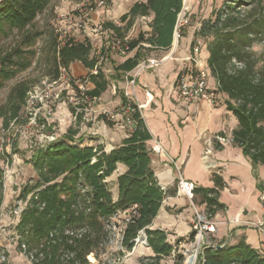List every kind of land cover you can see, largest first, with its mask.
Segmentation results:
<instances>
[{
    "label": "trees",
    "instance_id": "16d2710c",
    "mask_svg": "<svg viewBox=\"0 0 264 264\" xmlns=\"http://www.w3.org/2000/svg\"><path fill=\"white\" fill-rule=\"evenodd\" d=\"M52 1L3 0L0 36L17 30L25 37L24 44L31 46L39 36L35 24ZM183 5L184 0H139L121 16L119 24L104 23V28L124 38L138 18L153 16L149 23L151 32H140L130 40V50L136 49V53L116 70L129 73L152 50L170 48ZM263 36L264 0H225L195 33L196 38L207 41L208 66L217 81V91L227 95V108L238 119V128L232 133L233 144L243 149L254 167L264 165V60L258 61L251 49L256 39ZM92 51L88 38L82 42L69 39L60 47L58 55L67 69L72 62L79 61L90 70L88 77L94 87L88 94L95 99L107 90L109 80L98 66L100 58L93 56ZM12 55L20 59L15 60ZM25 58L28 57L23 58L17 51L0 57V87L30 65ZM94 69L96 74L92 73ZM24 94L22 89L21 95ZM126 101L124 96L123 104ZM4 114L0 109V117ZM134 120V131L110 151L102 144L82 145L70 135L38 149L33 163L45 186L33 191L31 206L23 211L20 221L21 236L28 244V251L36 250L34 264H90L87 255L93 252V236L103 227L101 219L132 206H136L137 214L123 230L125 249L131 251L136 239L144 235L154 255L141 257L140 264H162L171 255L174 246L169 241V233L151 228L169 192L160 185L151 166L148 142L152 136L139 111L135 112ZM119 163L126 170L116 179L118 197L115 199L108 180ZM58 178L61 180L56 181ZM3 185L0 168V208ZM223 186L217 179V188L201 190L210 217L224 207L217 199V190ZM81 229L84 232L79 236ZM194 237L192 232L188 239ZM68 239H74L72 245L66 243ZM185 239H177L178 244ZM62 249L66 250L65 261L59 255ZM183 261L184 256L177 254L174 264H183ZM196 264H264V258L259 250L241 240L235 245L203 247Z\"/></svg>",
    "mask_w": 264,
    "mask_h": 264
},
{
    "label": "crops",
    "instance_id": "0c3cea01",
    "mask_svg": "<svg viewBox=\"0 0 264 264\" xmlns=\"http://www.w3.org/2000/svg\"><path fill=\"white\" fill-rule=\"evenodd\" d=\"M2 1L0 0V3ZM137 1L139 0H134L129 5L126 13ZM100 12L93 14L94 23L100 22L102 16ZM141 18L147 20L146 26L137 30L138 18L130 30L131 34L135 33L134 38L140 32H151L149 23L153 16ZM199 28V25L184 28L179 38L174 35L170 48L155 49L144 56L141 62L157 59L160 63L143 70L135 77V88L131 98L135 104L141 106V116L152 136L148 142L151 166L160 185L169 192L151 228L167 231L170 242L187 238L192 233L195 207L203 214L209 210L201 190L217 188L216 180L220 179L224 186L218 188L217 199L224 207L216 210L210 217L217 222V231L212 235V242L224 246L235 245L244 240L248 245L260 250L264 243V235L249 223L259 219L264 212L261 204V196L264 193V165L254 167L251 158L233 142L221 145L217 141L218 135L232 137L239 122L234 113L227 108V95L217 91L218 84L212 75L209 84L216 90L215 103L207 100L185 103L176 88L179 76L194 66L189 58L196 57L201 65L209 67L210 54L207 42L203 38L195 37ZM110 30L98 31L89 24L83 30L84 34L78 36L77 41L82 42L88 38L95 54H100L104 43L103 34H111ZM194 41L196 42L193 46ZM135 53L136 49L125 57L117 53V66ZM136 68L125 74L117 71V75H121L117 76V107H122L126 92H132V86L128 81L134 78ZM68 69L75 78L85 77L90 73V70L79 61L72 62ZM90 87L91 89L94 87L93 82ZM107 91L108 88L95 100L102 99ZM121 121V115L117 113L116 132L106 137L104 135L90 137L84 140L82 145L102 144L107 151L112 150L130 135ZM157 143L162 145L163 152L152 150ZM125 170L126 166L119 163L117 170L110 177L111 180ZM179 173L196 184L193 201L195 207L185 196L177 195L176 183ZM112 190L116 199L117 186ZM141 247L142 245L137 247L141 254L154 255L150 247L145 245L144 249Z\"/></svg>",
    "mask_w": 264,
    "mask_h": 264
},
{
    "label": "rangeland",
    "instance_id": "374dc122",
    "mask_svg": "<svg viewBox=\"0 0 264 264\" xmlns=\"http://www.w3.org/2000/svg\"><path fill=\"white\" fill-rule=\"evenodd\" d=\"M104 1V6H97L95 0H89L90 4L87 0H53L35 24L39 36L31 46L24 44L25 37L17 30L8 31L0 36V57L17 51L21 52L23 58L28 57L25 59L30 62L26 69L19 71L0 87V109L5 112L4 116L0 117V137L5 129L4 131H7L5 138L11 140L10 145L0 148V168L3 171L5 185L0 208V264L35 262L31 253L35 255L36 250H32L31 253L28 251V244L21 236L20 221L23 211L31 206L33 191L39 189L41 185L42 188L45 186L33 159L39 148L50 143L48 136L54 135L58 139H63L70 135L83 144L84 140L90 137L102 135L106 137L116 132L117 113H121V108L117 107V52L95 54V51H92L93 56L100 58L98 66L109 80L108 91L102 99L79 100V104L74 105L69 102L70 94L67 91H63L58 101L42 96L46 91L56 90L55 86L49 84L58 77L59 67L64 66L58 55L60 47L67 40L77 41L78 36L84 34L82 28L84 22L88 26L92 24L98 31L109 29L104 28V23H120L121 16L134 0ZM224 2L225 0H184L183 7L185 5L189 7V24L185 25L180 33L183 34L184 28L201 26V23L209 19L213 11L218 10ZM97 11H101L102 16L99 23H94L93 14ZM84 17L88 18L87 21ZM146 21L139 18L136 29H143ZM112 31V34H103L104 43L111 35L117 37V33ZM134 34L130 31L126 37L131 40ZM118 37L120 38L119 35ZM251 50L258 61L264 60V36L256 39ZM30 52L33 54H28ZM12 56L15 60L19 58ZM22 89H25L24 96L21 95ZM75 108L78 110L75 111ZM33 109H38L36 124L30 123V113H34ZM116 179L117 177L111 180L109 177L111 189L116 187ZM60 180L61 178H58L56 181ZM204 214L209 217L208 211ZM101 223L102 229L96 232L92 239L93 252L87 255L89 263L140 264L141 257L145 255L137 249L134 252L128 251L122 244L125 229L122 215L102 218ZM192 232L196 234L193 228ZM188 236L179 244L177 239L172 240L175 256L171 253L161 261L162 264H174L177 254L184 256L185 264L187 250L196 247L194 246L196 236L192 240L188 239ZM210 239L213 240L212 236ZM72 240L74 239H68L66 243L72 245ZM22 243L26 244V251ZM141 248L144 249L143 245ZM59 255L61 261L68 259L64 249L59 251Z\"/></svg>",
    "mask_w": 264,
    "mask_h": 264
},
{
    "label": "built area",
    "instance_id": "2783aa9c",
    "mask_svg": "<svg viewBox=\"0 0 264 264\" xmlns=\"http://www.w3.org/2000/svg\"><path fill=\"white\" fill-rule=\"evenodd\" d=\"M88 4H90L89 0H87ZM95 3L97 6H104L105 1L104 0H95ZM92 10V9H91ZM188 12L189 7L185 5L180 12L178 16L177 25L175 28V37L179 38L180 30L187 24H189L188 19ZM87 17H84V20ZM88 24L84 22V25L82 26L83 29L86 28ZM109 32V31H108ZM110 33L112 34L113 31L110 30ZM130 39L128 37L119 38L116 36H110L105 43H103L102 48L100 50V54L104 50L117 52L122 57L127 56L131 50L129 46ZM145 46H148L145 44ZM190 61L193 62L194 66L187 69L184 73H182L176 84L177 91L181 97V99L185 103H193L196 101L201 100H207L212 103L216 102V90L212 89L209 84V80L211 78V71L209 67L203 66L200 64V60L196 57L189 58ZM159 60L157 59H148L147 61L141 62L135 71L134 78H132L129 82V84L132 86V92L128 93L126 92L125 97L127 99L126 103L122 105L121 107V119L122 124L127 129V132L131 133L134 131L135 128V120H134V114L136 111L141 110V106L135 104L133 102L131 95L133 94V89L135 88V77L141 73L143 70L155 67L159 64ZM93 74L97 73V69H94L92 71ZM52 87H56L55 91H46L44 92L43 98L46 99L53 98L55 101H58L62 97L63 91H67L68 94H70L69 102L78 105L79 100L82 101H91L95 100L92 99L88 92L91 90V81L88 76L84 78H75L73 75L70 74L69 70L65 66L59 67V75L55 79H53L50 84ZM218 88V87H217ZM43 100V99H42ZM34 113H30V123L36 124L37 121V114L38 109H33ZM78 110V109H77ZM75 108V111H77ZM51 112H49L50 114ZM76 113V112H75ZM78 113V112H77ZM46 120H48V117L46 116ZM5 130V129H4ZM1 134L2 137H0V148H3L4 146L10 145V138H5V135L7 131H4ZM8 130V129H7ZM48 139L50 142L55 141L57 138L52 135L48 136ZM217 141L221 145H225L229 142H233V136L232 137H226L225 135H218ZM155 152H163L164 149L160 143H157L152 148ZM5 187V185H3ZM176 189H177V195H183L185 196L195 207L193 201L195 198V191H196V184L193 181L187 180L183 177L181 173L178 174L177 183H176ZM261 204L264 209V193L261 196ZM195 220L193 221L192 228L196 231V251L200 253L203 247L205 246H216L210 237L216 233L217 231V222L215 220H212L210 216H206L205 214L199 212L195 207ZM137 214L136 206H132L130 208H127L125 210H119L117 211L113 216H121L123 217V225L126 227V225L132 221V218ZM250 226L258 230L260 233L264 235V212L261 215V217L255 221H251ZM84 232V229H81L79 231V236L82 235ZM138 245H145L147 246L146 238L144 235H141L136 239V244L133 247V252L136 251ZM22 247L24 251H26V244L22 243ZM131 250V251H132ZM173 256H175V251L172 252ZM259 254L264 258V243L262 247L259 250ZM32 258H34V255L31 253ZM197 262V259L195 261V264Z\"/></svg>",
    "mask_w": 264,
    "mask_h": 264
},
{
    "label": "bare ground",
    "instance_id": "6f19581e",
    "mask_svg": "<svg viewBox=\"0 0 264 264\" xmlns=\"http://www.w3.org/2000/svg\"><path fill=\"white\" fill-rule=\"evenodd\" d=\"M196 259H197L196 248L192 250H187L185 264H195Z\"/></svg>",
    "mask_w": 264,
    "mask_h": 264
}]
</instances>
